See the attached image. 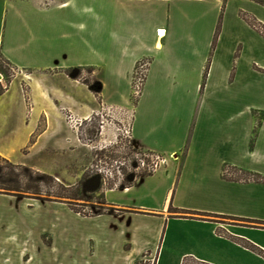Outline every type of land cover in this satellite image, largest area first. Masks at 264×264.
I'll list each match as a JSON object with an SVG mask.
<instances>
[{
    "label": "crops",
    "instance_id": "1",
    "mask_svg": "<svg viewBox=\"0 0 264 264\" xmlns=\"http://www.w3.org/2000/svg\"><path fill=\"white\" fill-rule=\"evenodd\" d=\"M81 1L0 0V51L5 60L23 66L33 49V64H44L34 51L50 43V29L57 31L66 22L56 19L55 12L76 7V13ZM97 4L93 14L102 24L96 26V39L98 47L108 49L106 75L126 84L123 92L116 89L103 103L129 115L136 150L168 161L131 187L104 190L114 214H76L115 222L116 249L103 264H151L153 256L152 264H264V36L240 17L244 12L264 25V5L254 0ZM28 18L33 25L26 29L25 40L20 25ZM57 57L52 68L66 65V56ZM141 59L149 61V67L132 106L131 77ZM57 77L61 80L51 90L30 96L11 89L17 80L13 78L0 94V156L39 171L29 164L38 150L36 156L45 155V161L64 155L65 166L73 152L71 137L57 134L54 153L47 144L40 151L42 137L47 131L71 129L64 114L86 121L99 110L87 109L62 85L74 84L72 79ZM226 166L255 173L262 181L226 179ZM52 204L72 212L64 203L0 192V264L55 263V225L41 223L32 212L35 206ZM44 237H50L48 242ZM92 258L82 261L95 264Z\"/></svg>",
    "mask_w": 264,
    "mask_h": 264
},
{
    "label": "rangeland",
    "instance_id": "2",
    "mask_svg": "<svg viewBox=\"0 0 264 264\" xmlns=\"http://www.w3.org/2000/svg\"><path fill=\"white\" fill-rule=\"evenodd\" d=\"M25 1L27 2L28 0ZM46 3H44V6ZM78 6L76 13H74L76 7L55 12L57 15L55 16L56 19L66 20L65 24L62 23L63 25L61 24L57 31L50 29L51 34L46 30L49 33L46 37L51 39L50 43L46 42V46H41V48L34 51L36 52L35 58H39L37 61L45 62L44 64L46 65L43 63L42 65L33 64L34 55L32 54V49L31 55L24 58L28 62L25 65L10 66L3 62L0 70V75L4 77V83L0 82V90L9 86L10 82L15 78L17 80L11 89L13 91L19 90L24 94H29V96L33 91L51 90L53 83L61 80V77L57 76L69 77L68 73L78 71L79 80L69 77L74 84L69 85L67 83L62 85L71 92L74 99L80 101L87 109L99 110L97 114L91 116L87 121L77 120L72 115L64 114L65 120L68 121L71 129L64 128L62 131L51 130L45 133L41 139L40 151H43L47 144L49 148L51 147V151L48 152L54 153L53 145L55 140H57V134L65 133L71 137L72 155H67V162L64 166L65 158H62L64 157L62 154L55 160L50 157V159L45 161L41 159L45 155L40 158L36 156L38 150L34 152L29 164L37 166L39 172L47 175L57 174L58 178L54 177L57 182L48 180L47 184L40 183L42 195L19 194V197L64 203L72 210V212L69 211L64 205L56 204L53 206L52 204L35 206L32 211L35 217L41 220V223L48 224L51 222V224L55 225L53 228H55L57 252L53 255L55 263L53 262L52 264H84L82 260L88 257L96 259L95 264H103V260L106 261L112 258H108V256L110 252L116 249L117 241L114 237L116 234L113 232L116 224L111 218L86 220L79 217H94L97 213L114 214L113 208L102 204L100 193L82 194L81 184L87 177L99 174L105 179L107 186H111L114 183L120 185L126 183L128 175L136 174V176H140L141 174H146L149 170H156L159 167L163 168L168 163L165 158L154 162L147 153L136 150L132 145L131 127L129 119H127L129 115L127 114L128 117L126 118L124 111L104 105V97L110 101L116 89L123 92L126 84L114 81L106 75L105 68L107 63H104V61L109 59L108 49L101 46L98 47L96 39L98 31L96 26L102 24V21L93 14L96 13L95 10L99 7L97 0H83L79 2ZM85 8L88 11L81 12ZM51 16L52 18L54 17V15ZM32 25L33 18L25 19L23 25H20L23 29V39L29 40L26 29H32ZM30 45L33 44L31 43ZM0 55L3 57L2 59H6L2 51H0ZM59 55V59L62 55L66 56V65L62 68L49 66L55 64ZM39 80H41L40 83ZM38 83L40 84L39 86L37 85ZM99 83L103 87L96 95L90 89V86L98 88ZM36 86L37 89L35 88ZM143 87L141 88L142 90ZM129 93L131 105L135 106L140 96H135L132 77ZM124 118L128 121H124ZM55 120L53 118V122ZM53 125H57V120ZM9 174H19V171L0 159V184L3 178ZM227 174L237 178H246L232 169H228ZM32 177L34 180L37 179L36 175H32ZM58 183L68 188L66 192L71 199L46 198L44 194L48 192H52V195L57 193L64 195V190L59 187ZM246 224L251 226L252 223ZM44 239L48 242L50 237H44ZM81 250L86 252H83L82 255L80 254ZM90 251L94 252L91 256L89 255ZM84 253H87V255H84ZM154 259V256L150 259L151 264L154 263Z\"/></svg>",
    "mask_w": 264,
    "mask_h": 264
},
{
    "label": "trees",
    "instance_id": "3",
    "mask_svg": "<svg viewBox=\"0 0 264 264\" xmlns=\"http://www.w3.org/2000/svg\"><path fill=\"white\" fill-rule=\"evenodd\" d=\"M262 5H264V0L263 1H258V0H254ZM240 16L243 20H245L251 27H253L254 29H256L258 32H260L261 34H263L264 36V25H262L261 23H259L254 17L249 16L248 14L241 12ZM220 33V24L217 28L216 31V35H215V40L213 43V48L216 45V41L217 38L219 36ZM3 57L0 55V70L2 67V63L4 62V64L10 65L6 60L2 59ZM11 66V65H10ZM69 77H72L76 80H79V73L78 71H72L71 73H68ZM102 84L99 83L98 88H95L94 86H90V89L96 93V95L102 90ZM3 88V87H2ZM1 88V89H2ZM6 90V88H3V90H0V94H2L4 91ZM87 121V120H86ZM255 136H256V131L254 134V138L251 141V146H254V141H255ZM147 153V155L150 157L151 160L155 161H160L162 159V156L152 153V152H145ZM0 159L2 161H4L6 164H8L9 166L13 167L14 169L19 171V174H15V175H6L5 178H3L1 184H0V190L1 192H3L4 194H8V195H16L19 196V194H34V195H42V191L40 190V183L42 184H47L48 180L49 181H53V182H57L55 180L54 177L47 175L45 173L39 172L37 170H34L30 167L27 166H22V165H16L12 162H10L9 160L3 158L2 156H0ZM228 168L232 169L233 171L240 173L242 175H244L246 178H240V177H232L229 176L227 174ZM155 170H149L146 174H141L140 176H136V174H131L127 176L126 179V183L124 184H113V185H106L105 179L99 175H91L89 177H87L81 184V192L82 194H97L100 193V195L102 196V204L106 205V200H105V196H104V190L106 189H124L127 187H131L133 186L136 181L138 180L139 177L141 176H150L153 174ZM32 175H36L37 179L34 180ZM223 177L232 181H240V180H244V181H253V182H261L262 178L259 177L258 175H256L255 173H250V172H244L241 171L239 169L236 168H231V167H224L223 169ZM59 184V183H58ZM59 187H61L62 190H64V195L63 194H56V195H52L53 193L48 192L46 194H44L46 196V198L49 197H57V198H63V199H71L69 198V196L67 195L66 189H68L67 187H64L62 184H59ZM70 189V188H69ZM66 192V193H65ZM170 211H173L172 208H170ZM175 213H179L178 211H174ZM106 213H97L96 216H100V215H104ZM111 214V213H110ZM252 250H254L255 252L259 253V254H263L262 251L258 250L257 248H255L254 246H251Z\"/></svg>",
    "mask_w": 264,
    "mask_h": 264
},
{
    "label": "built area",
    "instance_id": "4",
    "mask_svg": "<svg viewBox=\"0 0 264 264\" xmlns=\"http://www.w3.org/2000/svg\"><path fill=\"white\" fill-rule=\"evenodd\" d=\"M160 33V32H159ZM149 67V61L142 60L137 63L136 67L134 68L132 74V86L135 93V96H140L141 88L144 85L147 71ZM2 80V76L0 75V81Z\"/></svg>",
    "mask_w": 264,
    "mask_h": 264
},
{
    "label": "bare ground",
    "instance_id": "5",
    "mask_svg": "<svg viewBox=\"0 0 264 264\" xmlns=\"http://www.w3.org/2000/svg\"><path fill=\"white\" fill-rule=\"evenodd\" d=\"M160 33H161V31H160ZM163 33V32H162ZM164 34V33H163ZM173 159H176V158H174V156H173Z\"/></svg>",
    "mask_w": 264,
    "mask_h": 264
}]
</instances>
